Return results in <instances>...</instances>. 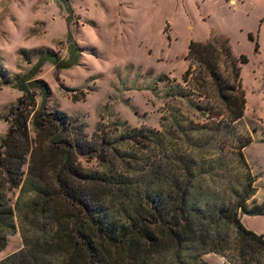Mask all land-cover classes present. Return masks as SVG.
I'll use <instances>...</instances> for the list:
<instances>
[{"label":"rangeland","instance_id":"rangeland-1","mask_svg":"<svg viewBox=\"0 0 264 264\" xmlns=\"http://www.w3.org/2000/svg\"><path fill=\"white\" fill-rule=\"evenodd\" d=\"M214 39L227 41L238 59H246L239 65L247 103L240 122H228L227 107L214 90L208 98L200 96L194 83L182 79L190 65V45ZM34 49L52 52L59 62L67 60L72 49L76 55V65L69 69L57 71L47 62L34 81H43L49 91L45 111L60 110L75 123L70 126L75 130H65L61 138L78 146L63 177L68 190L81 194L87 205L103 201L112 211L118 207L116 200L104 197L106 187L85 179V174L109 168L110 176L128 175L160 189L167 184L175 157L197 162L205 191L221 199L238 187L243 171L239 146L250 138L242 152L258 178L255 200H264V0H0V138L8 132L11 105L23 97L13 78L26 75L42 59L43 54H31L28 60L22 54ZM35 95L37 111L42 97L39 91ZM167 104L176 107L181 117L175 120ZM198 105L212 108L214 114L203 116L194 109ZM135 129L153 134L138 137L139 143L120 140L127 130ZM29 130L33 146L32 125ZM47 147L44 144L42 151ZM56 163L61 164L62 158ZM30 164L29 156L25 173ZM51 178L52 173L46 180L50 183ZM26 180L24 175L21 183ZM10 184L5 190L16 215L0 262L24 251L27 259L18 264H71L52 240L36 252L37 261L30 256L35 251L27 250L29 244L58 229L57 213H51L54 231L45 213L41 223L33 222L32 210L21 217L23 202L34 204L36 195L29 189L22 195L21 188ZM53 188L51 212L67 203L56 183ZM243 223L264 236V217L246 216ZM204 260L228 264L216 254Z\"/></svg>","mask_w":264,"mask_h":264},{"label":"trees","instance_id":"trees-1","mask_svg":"<svg viewBox=\"0 0 264 264\" xmlns=\"http://www.w3.org/2000/svg\"><path fill=\"white\" fill-rule=\"evenodd\" d=\"M22 54L27 60L31 59V54L43 55L26 75L13 78L23 97L11 105L6 117L8 132L0 138V251L6 247V238L16 215L5 190L11 183L10 187L21 188L22 195L27 189L36 195L34 204L23 202L21 217L22 213L27 216L26 213L32 210L33 222L41 223L45 213L49 228L52 231L58 228L49 238L41 236L29 244L27 250L35 251L30 254L35 261L36 252L52 240L59 253L70 258L71 264H208L204 260L208 254L219 255L228 264H264V236L243 223L246 216L264 217V200L260 203L255 200L258 178L253 176L242 152L252 142L251 138L239 146L238 161L243 171L238 187L221 199L211 198L205 191L204 176L198 170L197 162L175 157L167 171V184L160 189L153 182L139 183L128 175L110 176L109 168L102 173L85 174V179L104 185V197L111 202L116 200L118 207L112 211L99 200L87 205L81 194L68 190L70 186L63 177L69 157L78 146L61 138L66 131L75 130L70 127L75 123L60 110L45 111L49 91L43 81H34L47 62L57 71L69 69L76 65V55L72 49L69 58L59 62V57L41 49L23 50ZM187 60L190 65L183 81L194 83V92L200 96L208 98L210 90H214L219 101L227 107L228 122H240L247 103L239 65L246 59H238L227 41L214 39L192 43ZM9 83L13 84V81ZM35 91L42 97L41 108L37 111ZM170 108L175 120L181 117L176 107ZM194 109L206 117L214 114L210 107L198 105ZM30 125L35 132L33 146ZM147 133L153 134L151 130H127L120 140L139 143L138 137ZM44 144L48 147L43 152ZM29 156L31 164L25 173ZM60 157L62 163L58 165L56 160ZM48 169L49 174L52 173L50 183L46 180ZM24 175L27 180L21 183ZM55 183L67 203L64 209L51 212L56 198ZM51 213H57L55 229L52 228L55 219ZM42 255L51 262L46 253ZM53 257L54 260L60 258ZM26 259L27 255L22 251L0 264H18Z\"/></svg>","mask_w":264,"mask_h":264}]
</instances>
